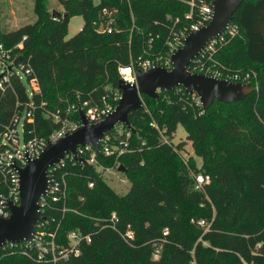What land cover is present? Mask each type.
<instances>
[{
	"label": "trees",
	"instance_id": "1",
	"mask_svg": "<svg viewBox=\"0 0 264 264\" xmlns=\"http://www.w3.org/2000/svg\"><path fill=\"white\" fill-rule=\"evenodd\" d=\"M75 1L74 10L84 23L69 38H65L69 14L56 18L40 14L34 23L0 34L6 46L25 37L22 53L38 77L41 98L47 107L56 106L61 112L78 99L99 104L107 91L117 88L118 65L142 54L150 33L158 35L154 43L161 49L168 33L165 16H182L188 10L182 0H101L95 6L92 0ZM68 2L63 1L65 6ZM99 15L104 32L90 25ZM232 23L240 34L218 50V63L229 72L245 64L264 67V0L242 2ZM16 89L23 99L22 86L17 83ZM158 96H142L150 114L144 107L129 114L135 129L130 137L132 152L119 158L125 166L121 173L130 183L127 193H117L102 172L91 166H67L71 170L68 205L76 211L65 215L59 231L79 229L91 234L75 264H189L192 260L196 264H264V81L241 101H215L229 108L217 116L210 109L214 103L199 113L201 108L191 105L183 89L159 91ZM13 101L9 96L4 108ZM36 115L39 135L57 127L42 112ZM73 117L77 119L78 113ZM152 120L165 129L169 144L162 143L150 125ZM178 124L199 155L209 154L203 173L210 181L202 190L193 187L197 168L187 169L182 159L185 143L172 142ZM142 140L146 145L138 147ZM98 160L105 167L115 163L114 156L100 155ZM89 182L93 187H88ZM183 205L199 209L198 214H185ZM111 212L119 216L122 232L127 225L133 228V242L96 223L95 218ZM191 218L206 219L209 229L204 231ZM183 220L197 228L186 231ZM165 228L167 235L162 233ZM158 245L160 257L155 260L151 255ZM12 259L11 264H35L18 256Z\"/></svg>",
	"mask_w": 264,
	"mask_h": 264
},
{
	"label": "built area",
	"instance_id": "2",
	"mask_svg": "<svg viewBox=\"0 0 264 264\" xmlns=\"http://www.w3.org/2000/svg\"><path fill=\"white\" fill-rule=\"evenodd\" d=\"M182 1L188 9L182 16L167 14L164 18L168 33L161 49L156 50L157 46L154 43L158 35L153 37L151 33L148 34L147 47H144L142 54L131 58L128 64L118 65L119 80L132 85L136 83L137 69L145 71L155 66L170 69L171 55L183 45L185 37L209 23L212 16L211 3L206 0ZM108 31L110 32L111 29L108 28ZM239 34L238 26L231 22L218 36L204 44L188 65V70L233 82H252L255 78L254 72L246 71L241 74L238 71H225L215 57L220 48ZM24 39L25 37L12 46L0 42V216L3 218L9 217L11 213L10 202L15 205L20 203L18 169L23 168L29 160L37 158L47 143H54L65 134L77 129L81 125L79 110L83 111L90 123H97L114 111L121 98V91L116 88L107 91L101 97L99 104L91 103L89 100L80 102L78 99L77 102L68 103L63 112L56 106L47 107L46 102L41 98L42 90L38 77L29 59L23 56ZM17 83L24 90L23 99H20L17 92ZM184 93L191 105L194 108L200 107L199 113H202L204 110L199 97L195 93L188 94L185 90ZM9 96H13L14 101L4 108ZM166 96L164 94L165 100L168 101ZM141 99V107L150 114L143 98ZM37 112H42V115L57 124V127L46 135H39ZM74 112L78 113L77 119L73 117ZM150 125L157 130L162 143H170L165 135V129L160 128L155 120H152ZM130 137L131 131L125 125H116L111 132L105 133L100 139L98 151L90 144L79 145L75 154L66 153L59 162L50 166L47 170L48 187L37 200L38 212L44 219L34 225L32 241H5L0 244V264H11L13 256L22 257L35 264H75V259L82 253V245L91 241V234H84L79 229H70L64 234L59 231L60 222L65 215L70 211H76L68 205L67 176L71 170H68L70 167L67 166H91L102 174L110 168L119 171L118 167L122 165L119 158L132 152ZM145 145L146 142L142 140L137 146ZM100 155L114 156V166L102 165L98 160ZM193 178L195 190H202L210 181L209 175L203 172L193 174ZM88 187H93V183L89 182ZM95 221L101 229L108 228L118 232L127 243L135 239V232L130 225H127L123 232L120 230V220L116 212H111L106 217H97ZM191 222L202 227L204 231L210 226V222L203 218H191ZM162 233L167 235L168 229H163Z\"/></svg>",
	"mask_w": 264,
	"mask_h": 264
},
{
	"label": "water",
	"instance_id": "3",
	"mask_svg": "<svg viewBox=\"0 0 264 264\" xmlns=\"http://www.w3.org/2000/svg\"><path fill=\"white\" fill-rule=\"evenodd\" d=\"M246 0H212V16L209 23L199 30L189 33L183 45L171 55V68L155 66L141 71L136 70V83L127 84L118 80L117 88L121 98L114 111L97 123H90L83 111L79 110L81 125L65 134L54 143H47L40 155L18 169V205L9 203V217L0 216V244L5 241H32L34 225L42 221L38 212L37 200L48 187L47 170L60 161L66 153L75 154L79 145H91L99 149V141L105 133L111 132L116 125H125L131 132L135 129L129 121V114L142 106V96L158 99L159 91H171L182 87L186 93H195L203 110L215 101L231 103L243 100L257 90L250 83L233 82L201 73H192L188 65L198 55L204 44L218 36L232 22L233 14ZM55 17L66 16L67 12L52 13ZM19 59V58H18ZM80 160V159H79ZM119 171H125L120 165Z\"/></svg>",
	"mask_w": 264,
	"mask_h": 264
},
{
	"label": "rangeland",
	"instance_id": "4",
	"mask_svg": "<svg viewBox=\"0 0 264 264\" xmlns=\"http://www.w3.org/2000/svg\"><path fill=\"white\" fill-rule=\"evenodd\" d=\"M63 1H69L65 6ZM101 0H92V6L98 4ZM76 6L75 0H0V34L10 32L23 26L25 24L34 23L40 14L44 16H51L56 18L52 13L56 11L60 14L67 12L69 14V18L67 21V33L65 38H69L76 34L83 26L84 19L80 14H77L74 10ZM62 17V16H61ZM101 16L99 15L97 19H94L90 22L92 28H95L99 32H104L106 26L104 25L103 21L101 20ZM107 24V21L106 23ZM239 44V43H238ZM238 44H236L238 46ZM241 47V45L239 44ZM158 50V48H156ZM243 67V68H242ZM241 68H238V72L243 74L246 71H252L255 74V78L250 83L252 86L257 87L258 85L264 81V67L245 64ZM258 71V72H257ZM24 81V80H23ZM25 83V81H24ZM26 85V83H25ZM108 86V85H105ZM257 92V90H256ZM159 93V92H158ZM167 97V96H166ZM167 102V101H166ZM237 106H233L232 109H236ZM211 113L215 116L218 114L216 113H227L229 108L224 107L220 103H214L212 105ZM172 142L174 144L178 142H184V150L182 151V159L184 160V164L187 169H191L192 167H196L198 172L202 173L205 171L206 166H208V156L209 154L199 155L197 153V149L193 147L191 141L187 140L186 138V131L181 124L177 125L176 131L172 136ZM198 144V142L196 143ZM205 146L208 148V143H204ZM200 147V145H198ZM209 151H214V148L210 145ZM192 174V172H191ZM103 178L108 183V185L114 189L119 194H125L129 190L130 183L128 180L125 179V176L116 169H109L105 170L103 174ZM183 212L187 215H197L199 209H189L186 208L184 205L182 206ZM185 216L181 214L180 217ZM183 225L186 231H191L192 228H197L196 226L190 225L189 221L183 220ZM160 246L158 245L152 251V258L158 260L160 257L159 252ZM189 264H196L195 260H192ZM225 264V263H222Z\"/></svg>",
	"mask_w": 264,
	"mask_h": 264
}]
</instances>
